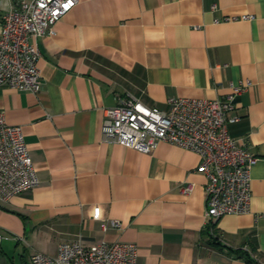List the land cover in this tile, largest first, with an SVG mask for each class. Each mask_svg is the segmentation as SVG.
Wrapping results in <instances>:
<instances>
[{
	"label": "crops",
	"instance_id": "obj_1",
	"mask_svg": "<svg viewBox=\"0 0 264 264\" xmlns=\"http://www.w3.org/2000/svg\"><path fill=\"white\" fill-rule=\"evenodd\" d=\"M23 1L0 0V32ZM31 42L40 89L0 87V110L22 128L39 184L0 201V264H32L77 240L135 243L136 264H248L244 248L264 264V0H77ZM241 82L252 85L229 133L259 157L251 213L221 218L212 233L200 156L166 142L151 152L110 143L103 124L120 97L169 112L171 99L224 100Z\"/></svg>",
	"mask_w": 264,
	"mask_h": 264
},
{
	"label": "built area",
	"instance_id": "obj_2",
	"mask_svg": "<svg viewBox=\"0 0 264 264\" xmlns=\"http://www.w3.org/2000/svg\"><path fill=\"white\" fill-rule=\"evenodd\" d=\"M76 4L77 0L23 1L5 13L0 32V87L39 91L42 52L31 39L52 33L54 25ZM251 85L252 82L232 84L224 100L171 99L169 112L148 107L130 95L120 97L117 106L106 112L104 138L140 152H151L160 142L196 152L201 158L199 171L207 179L205 217L214 233L221 218L251 213V171L259 157L229 133V124L240 119L229 114L236 109L237 97ZM38 184L22 128L9 125L0 110V201L8 202ZM192 190L193 185H188L183 192L189 194ZM101 217V207H95L93 218ZM110 225L121 228L122 222L111 220ZM2 240L0 233V244ZM244 251L254 258L250 249ZM138 253L135 243L104 241L86 246L77 240L60 244L56 255L36 252L31 261L32 264H136Z\"/></svg>",
	"mask_w": 264,
	"mask_h": 264
},
{
	"label": "trees",
	"instance_id": "obj_3",
	"mask_svg": "<svg viewBox=\"0 0 264 264\" xmlns=\"http://www.w3.org/2000/svg\"><path fill=\"white\" fill-rule=\"evenodd\" d=\"M238 253L246 259L248 264H256L255 260L251 257V255L245 252L244 250H238Z\"/></svg>",
	"mask_w": 264,
	"mask_h": 264
}]
</instances>
